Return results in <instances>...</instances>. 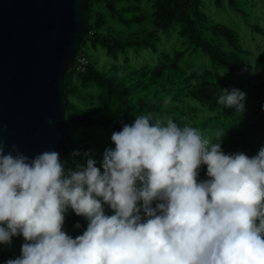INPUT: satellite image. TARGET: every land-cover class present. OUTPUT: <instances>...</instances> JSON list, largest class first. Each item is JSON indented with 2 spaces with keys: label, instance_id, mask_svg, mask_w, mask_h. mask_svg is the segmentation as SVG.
<instances>
[{
  "label": "clouds",
  "instance_id": "clouds-1",
  "mask_svg": "<svg viewBox=\"0 0 264 264\" xmlns=\"http://www.w3.org/2000/svg\"><path fill=\"white\" fill-rule=\"evenodd\" d=\"M245 98L223 89L217 103L243 112ZM223 134L213 143L169 116L141 115L112 133L103 171L88 153L66 172L55 150L30 157L0 141V243L25 240L6 264H264V147L225 153ZM68 207L88 221L75 238L63 230Z\"/></svg>",
  "mask_w": 264,
  "mask_h": 264
},
{
  "label": "trees",
  "instance_id": "trees-1",
  "mask_svg": "<svg viewBox=\"0 0 264 264\" xmlns=\"http://www.w3.org/2000/svg\"><path fill=\"white\" fill-rule=\"evenodd\" d=\"M206 1L82 0L86 30L76 56L83 52L88 63L85 71H77L74 59L64 75L67 143L61 162L66 172L86 166L85 153L103 171L105 149L115 148L112 133L148 113L195 127L213 143L219 140L217 132L224 133L220 142L225 153L251 157L264 147L262 0H211L225 13V21L207 10ZM173 28L180 46L172 51L161 33ZM144 54L152 61L137 65L133 58ZM233 88L246 94L243 112L217 103L223 89ZM169 96L171 103L165 106ZM198 172V179L208 178L206 165ZM87 226L85 217L68 207L63 230L75 238ZM18 238L0 243L3 261L21 255L25 240Z\"/></svg>",
  "mask_w": 264,
  "mask_h": 264
},
{
  "label": "water",
  "instance_id": "water-1",
  "mask_svg": "<svg viewBox=\"0 0 264 264\" xmlns=\"http://www.w3.org/2000/svg\"><path fill=\"white\" fill-rule=\"evenodd\" d=\"M82 0H0V141L34 157L67 143L64 75L86 27Z\"/></svg>",
  "mask_w": 264,
  "mask_h": 264
},
{
  "label": "rangeland",
  "instance_id": "rangeland-1",
  "mask_svg": "<svg viewBox=\"0 0 264 264\" xmlns=\"http://www.w3.org/2000/svg\"><path fill=\"white\" fill-rule=\"evenodd\" d=\"M208 1H211V0L206 1L207 10L209 12H211L216 18H218V20H224L225 21L227 19V17L225 15H223L224 12L219 11L212 1L211 2H208ZM260 5H262V7L264 8V0L261 1ZM233 18L237 19L239 17L237 15H234ZM230 21L234 22L232 19H230ZM161 34H162L163 41L167 44L169 50L173 51L174 50L173 48L180 46V39L177 37L178 34L174 28L172 29V33L162 32ZM101 53H102V58L100 61L104 62V60H105L104 54H103V52H99V54H101ZM133 60L137 65L152 61L151 58L149 59L148 57L145 56V54L142 56H139L137 58H133ZM104 207H105V210H107L111 214H114V211L110 207H108L106 204ZM0 226L7 228L6 224L0 225ZM14 237H16V236H13L12 238H14ZM18 242H21V243L24 242V238L22 235H19ZM6 261H8V260H6ZM6 261H3L1 259V256H0V264H6Z\"/></svg>",
  "mask_w": 264,
  "mask_h": 264
},
{
  "label": "built area",
  "instance_id": "built-area-1",
  "mask_svg": "<svg viewBox=\"0 0 264 264\" xmlns=\"http://www.w3.org/2000/svg\"><path fill=\"white\" fill-rule=\"evenodd\" d=\"M76 61L74 62V69L77 71H85L88 59L86 55L81 52L78 56L75 57Z\"/></svg>",
  "mask_w": 264,
  "mask_h": 264
}]
</instances>
